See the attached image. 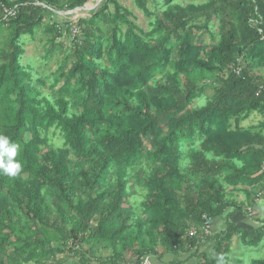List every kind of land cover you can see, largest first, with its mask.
<instances>
[{"label": "trees", "instance_id": "16d2710c", "mask_svg": "<svg viewBox=\"0 0 264 264\" xmlns=\"http://www.w3.org/2000/svg\"><path fill=\"white\" fill-rule=\"evenodd\" d=\"M88 1L0 0V135L23 164L15 178L0 175V264H183L185 255L241 264L234 239L264 241V123L242 125L264 113V82L250 74L264 63V0H133L152 18L148 30L119 0H103L78 21L70 66L63 55L49 86L34 78L22 64L26 38L43 28L46 53L62 51L57 12ZM202 29L212 42H200ZM131 180L146 190L136 216ZM205 214L225 227L206 234Z\"/></svg>", "mask_w": 264, "mask_h": 264}, {"label": "rangeland", "instance_id": "374dc122", "mask_svg": "<svg viewBox=\"0 0 264 264\" xmlns=\"http://www.w3.org/2000/svg\"><path fill=\"white\" fill-rule=\"evenodd\" d=\"M103 0H89L85 5L74 8V9H65L63 11L57 12L55 19L56 21L61 24V26L64 28L63 29V34L61 38L57 39V42H63L65 47L63 48L62 51L59 52V49H56V52L54 55H49L46 53V48H48V43H47V37L44 32L43 28H40L37 30V33L35 34V38L28 37L26 38V43H25V53L22 56V64L24 65H31L33 69V73L35 74L34 78L37 77H47V85L49 86L53 80L52 74L54 71L58 68L60 65V60L63 55L68 56V66H70L71 63V57L73 56L72 48L73 44V37L69 31H66L65 23L66 22H72L74 25V28L79 29L78 26V21L82 18H89L93 14L95 10L99 7ZM204 2L205 0H176L178 3L182 4H187L190 2L194 3H201ZM119 2L130 9L133 12V16L131 18L144 30H148L150 28V22L152 18L148 17L145 15L141 10H139L133 0H119ZM113 5L111 4V8L113 9ZM203 21V20H202ZM201 22L197 21V23ZM217 24V23H216ZM215 22L211 23L212 29H215V31H218V28ZM218 25V24H217ZM199 34L201 35V43H210L212 42V37L210 36V33H207V31L202 29L199 31ZM2 36H0V45L2 41ZM38 75V76H37ZM61 85L63 84L62 82L60 83ZM45 90L47 92H50L51 90L46 87ZM214 93V88L213 87H207L205 89V92L203 96L195 102L196 105H199L200 107L205 105L207 103V100L205 98H209L212 96ZM49 136L51 143L54 146H62L63 145V139L62 135L58 130H50L49 131ZM187 164V161L185 162ZM130 191L132 193V199H131V204H132V209L133 213L136 216V214L140 213L141 211V204L142 201L145 197L146 190L136 184L134 180L130 181ZM223 219V218H221ZM215 227H220L219 219L215 218ZM224 222V221H221ZM222 228L225 227V224H222ZM216 232L218 229H214ZM98 252L96 253V256H98ZM105 254H109V251H105ZM104 255V254H103ZM63 256V255H62ZM232 256L234 257H239L242 259L241 264H251V262L254 259H262L264 258V241L259 247H250L247 246L245 243L241 242L239 238H235L233 241V253ZM61 257V256H60ZM148 258V262H156L154 261L153 257H146ZM182 261L184 262L183 264H197L198 259L195 256H191L190 258L187 257L186 255L181 257ZM173 260V257L167 259L163 258L160 262L157 264H169Z\"/></svg>", "mask_w": 264, "mask_h": 264}, {"label": "crops", "instance_id": "0c3cea01", "mask_svg": "<svg viewBox=\"0 0 264 264\" xmlns=\"http://www.w3.org/2000/svg\"><path fill=\"white\" fill-rule=\"evenodd\" d=\"M250 74H253L257 80H261V82H264V63L257 62L255 64L254 69L250 72ZM264 123V113L263 112H254L252 113L248 119L243 121L242 125L246 127L250 126H259L260 124ZM264 133V129H262ZM230 197H234L237 201L241 202H246V204H250L251 197L247 196L244 191H239L238 189L233 190V188H230ZM256 208L259 210L257 213L258 215H263L264 214V193L260 195V197L257 199V206ZM233 208H229L226 213H230ZM256 209L253 210V212ZM250 218V219H249ZM244 217L241 213H235L232 217V219L238 223H241L242 225L249 226V227H257L260 223L254 222V220L251 217ZM220 222L219 225L222 228V224L225 223L226 218L224 219H219Z\"/></svg>", "mask_w": 264, "mask_h": 264}, {"label": "clouds", "instance_id": "9594fccd", "mask_svg": "<svg viewBox=\"0 0 264 264\" xmlns=\"http://www.w3.org/2000/svg\"><path fill=\"white\" fill-rule=\"evenodd\" d=\"M20 151L17 144L10 142L9 138L0 135V175L15 178L22 173L23 164L16 159ZM217 264H224V257L217 256Z\"/></svg>", "mask_w": 264, "mask_h": 264}, {"label": "built area", "instance_id": "2783aa9c", "mask_svg": "<svg viewBox=\"0 0 264 264\" xmlns=\"http://www.w3.org/2000/svg\"><path fill=\"white\" fill-rule=\"evenodd\" d=\"M8 13L9 14H15L14 11H8ZM72 33H73V38H74L75 36H79L80 35V30L77 29V28H74V25H73L72 26ZM238 61L242 64L241 59H238ZM234 71L236 73H240L242 71V65L240 66V64H239L238 67L236 66L234 68ZM261 88L263 89V87H261ZM263 165H264V162H263ZM204 222H205L204 229H205L206 234H208V233H210L211 229H213L214 219L211 216L205 214L204 215ZM196 233H197V230L195 228H192V229L189 230V234L191 236L195 235ZM148 263H149L148 262V258H146L144 260V264H148Z\"/></svg>", "mask_w": 264, "mask_h": 264}]
</instances>
